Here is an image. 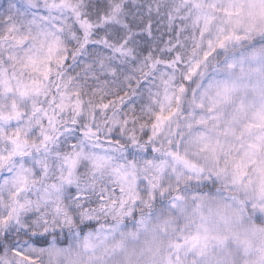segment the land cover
Returning <instances> with one entry per match:
<instances>
[{"label": "clouds", "instance_id": "obj_1", "mask_svg": "<svg viewBox=\"0 0 264 264\" xmlns=\"http://www.w3.org/2000/svg\"><path fill=\"white\" fill-rule=\"evenodd\" d=\"M29 238L35 264H264V0H0L10 264Z\"/></svg>", "mask_w": 264, "mask_h": 264}, {"label": "snow or ice", "instance_id": "obj_2", "mask_svg": "<svg viewBox=\"0 0 264 264\" xmlns=\"http://www.w3.org/2000/svg\"><path fill=\"white\" fill-rule=\"evenodd\" d=\"M207 31H208V27L207 25H205V27L202 29L201 35L203 36V34L206 33ZM230 39H232L231 36H224L223 39L219 40V46L221 48L224 47L225 41ZM236 39H239V37H236ZM105 107H107V105H105ZM30 244L32 245V247H29ZM6 247H7L6 245H0V264H10L7 257L3 255ZM10 250H12L13 254L16 257H18L21 261H24L25 264H35L34 257L31 253L37 252L40 249L37 247L36 241L29 238V243L24 244L23 247L18 246V244L16 243H11ZM26 252L28 253L27 255Z\"/></svg>", "mask_w": 264, "mask_h": 264}]
</instances>
